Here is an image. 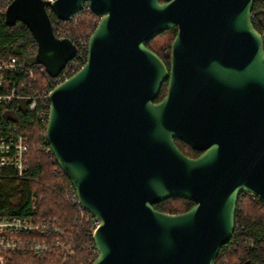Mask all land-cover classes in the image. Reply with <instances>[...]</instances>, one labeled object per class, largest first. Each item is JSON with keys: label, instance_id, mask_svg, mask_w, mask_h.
I'll return each mask as SVG.
<instances>
[{"label": "water", "instance_id": "95a60500", "mask_svg": "<svg viewBox=\"0 0 264 264\" xmlns=\"http://www.w3.org/2000/svg\"><path fill=\"white\" fill-rule=\"evenodd\" d=\"M264 3V0H261ZM99 21L84 65L52 89L45 139L82 207L100 221L91 264H213L241 192L264 206V43L254 0H12L54 78L77 53L47 8ZM176 29L169 70L145 45ZM166 93L154 102L164 82ZM178 139L194 150L184 155ZM194 202L167 214L153 205Z\"/></svg>", "mask_w": 264, "mask_h": 264}, {"label": "trees", "instance_id": "16d2710c", "mask_svg": "<svg viewBox=\"0 0 264 264\" xmlns=\"http://www.w3.org/2000/svg\"><path fill=\"white\" fill-rule=\"evenodd\" d=\"M163 2V0H160ZM7 0H0V58L15 57L34 71V80L28 84L25 93L52 90L64 81L62 73L52 78L44 67L36 61L37 45L29 29L17 21L13 26L5 25L4 15ZM56 37L70 40L77 53L65 67L66 78L75 74L84 65L87 55V42L96 27V16L85 11L68 22L59 21L47 8ZM252 19L254 29L264 33V3L254 0ZM176 29H168L146 43V47L160 56L169 55ZM264 43V35L262 36ZM83 43V44H82ZM167 84H163L154 102H159L166 93ZM17 126L18 132L27 137L29 149L24 156L26 174L17 179L9 171L0 170V215L13 213L31 216L37 221H54L74 236V256L67 264H91L97 255L88 252L93 244L89 238L87 223L75 222L76 209L66 200V193L72 186L60 170L53 156L40 151L46 145L45 130L47 121L40 120L36 113L29 112L27 102L18 100L0 109V136L11 126ZM180 152L182 142H178ZM187 147V146H186ZM188 148V147H187ZM189 149V148H188ZM34 205V209L32 208ZM194 202L184 198H169L153 205L157 211L167 214H180L188 211ZM51 235L34 233L32 239L43 241ZM83 246V247H82ZM58 257L52 255L15 254L10 264H53ZM213 264H264V206L258 198L251 199L241 194L238 197L235 212V226L229 242L221 247Z\"/></svg>", "mask_w": 264, "mask_h": 264}, {"label": "built area", "instance_id": "2783aa9c", "mask_svg": "<svg viewBox=\"0 0 264 264\" xmlns=\"http://www.w3.org/2000/svg\"><path fill=\"white\" fill-rule=\"evenodd\" d=\"M11 1L7 0V5ZM45 1L54 2L55 0ZM85 11H90L86 4L73 17L77 18ZM4 13L2 12L1 15H4ZM251 17L253 19L255 14L251 13ZM96 18L95 24L99 21V17L96 16ZM263 35L264 33L260 34L261 37ZM75 57L71 60H74ZM64 69L61 73L62 78L66 80L67 69ZM33 80L34 71L30 66L18 62L15 57L0 58V109L11 105L15 101L24 100L27 102L29 112H34L40 120L47 121L52 90L36 91L31 94L25 93L26 87ZM28 149L27 137L18 132L17 126H11L3 136H0V170L9 171L17 179H24L26 174L24 156ZM40 151L46 153L47 156H52L47 144L42 145ZM240 194L251 199L257 198L247 192H241ZM66 200L73 204L76 209L75 222L77 224H88L89 238L93 241V234L99 227L100 221L82 207L73 187L66 193ZM32 208L34 209V205ZM37 232L49 234L51 239L45 238L43 241L32 239V235ZM87 250L89 253L97 255L94 243L89 245ZM21 253L32 255L55 254L58 257V262L53 264H67L68 260L74 256V236L66 229L61 228L56 220L37 221L31 216H21L13 213L0 215V264H10L12 256Z\"/></svg>", "mask_w": 264, "mask_h": 264}, {"label": "flooded vegetation", "instance_id": "af4514ba", "mask_svg": "<svg viewBox=\"0 0 264 264\" xmlns=\"http://www.w3.org/2000/svg\"><path fill=\"white\" fill-rule=\"evenodd\" d=\"M156 55L161 59V61L165 65L166 69L169 70L170 53H169V55H165L164 57L160 56L159 52H156ZM165 83L167 84V81H165L164 84ZM179 141L180 140H178V139H174V144L176 145V147H179V144H178ZM180 142H182V141H180ZM182 143H183V145L181 146V149H182V151H184L182 153L184 155H186L187 157L196 158L202 154V151L194 150L193 148H191L189 145L185 144L184 142H182Z\"/></svg>", "mask_w": 264, "mask_h": 264}]
</instances>
